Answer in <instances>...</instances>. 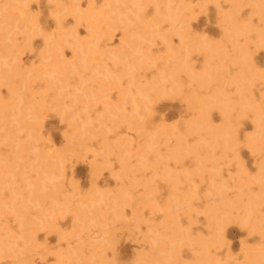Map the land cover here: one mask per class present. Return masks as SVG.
<instances>
[{
  "label": "rangeland",
  "instance_id": "rangeland-1",
  "mask_svg": "<svg viewBox=\"0 0 264 264\" xmlns=\"http://www.w3.org/2000/svg\"><path fill=\"white\" fill-rule=\"evenodd\" d=\"M258 1L0 0V264H264Z\"/></svg>",
  "mask_w": 264,
  "mask_h": 264
},
{
  "label": "bare ground",
  "instance_id": "bare-ground-1",
  "mask_svg": "<svg viewBox=\"0 0 264 264\" xmlns=\"http://www.w3.org/2000/svg\"><path fill=\"white\" fill-rule=\"evenodd\" d=\"M257 3H258V5L261 6V5L264 3V0H259ZM260 6H259V7H260ZM174 66H175V68H178V67H179L178 62H175V63H174ZM227 127H228V125H225L224 129L226 130ZM177 142H178V147L170 150V154H172V155H176V154H178V150H179V148H180V147L182 146V144H183V140H182V138H178ZM197 263H198V264H201V263H202V258H201V257H199V258L197 259Z\"/></svg>",
  "mask_w": 264,
  "mask_h": 264
}]
</instances>
